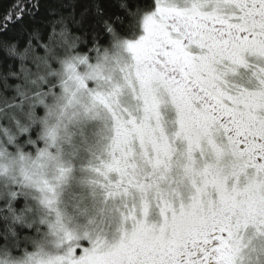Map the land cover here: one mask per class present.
I'll return each mask as SVG.
<instances>
[{
	"label": "snow or ice",
	"instance_id": "obj_1",
	"mask_svg": "<svg viewBox=\"0 0 264 264\" xmlns=\"http://www.w3.org/2000/svg\"><path fill=\"white\" fill-rule=\"evenodd\" d=\"M0 264H264V0H0Z\"/></svg>",
	"mask_w": 264,
	"mask_h": 264
}]
</instances>
